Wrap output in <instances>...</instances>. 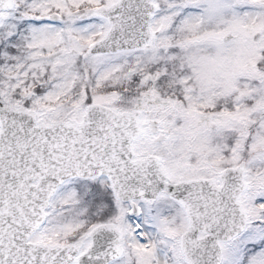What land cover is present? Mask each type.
I'll use <instances>...</instances> for the list:
<instances>
[{"label": "snow or ice", "instance_id": "snow-or-ice-1", "mask_svg": "<svg viewBox=\"0 0 264 264\" xmlns=\"http://www.w3.org/2000/svg\"><path fill=\"white\" fill-rule=\"evenodd\" d=\"M0 264H264V0H0Z\"/></svg>", "mask_w": 264, "mask_h": 264}]
</instances>
